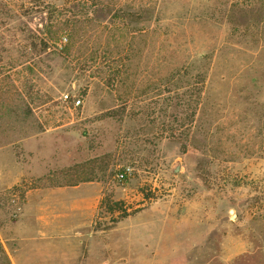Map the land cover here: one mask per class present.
<instances>
[{"label": "rangeland", "instance_id": "1", "mask_svg": "<svg viewBox=\"0 0 264 264\" xmlns=\"http://www.w3.org/2000/svg\"><path fill=\"white\" fill-rule=\"evenodd\" d=\"M45 200L85 259L264 264V0H0V219Z\"/></svg>", "mask_w": 264, "mask_h": 264}, {"label": "crops", "instance_id": "2", "mask_svg": "<svg viewBox=\"0 0 264 264\" xmlns=\"http://www.w3.org/2000/svg\"><path fill=\"white\" fill-rule=\"evenodd\" d=\"M42 203L39 213H30L26 204L17 220L0 219V264H111L106 259L83 258L81 229L86 224L81 216L72 214L81 210V200L63 204L67 210L62 214L55 213L50 201ZM156 222L143 219L141 231L138 227L127 231L129 254L134 253V239L139 237L142 253L148 251L150 228ZM236 249L228 250L237 253Z\"/></svg>", "mask_w": 264, "mask_h": 264}, {"label": "built area", "instance_id": "3", "mask_svg": "<svg viewBox=\"0 0 264 264\" xmlns=\"http://www.w3.org/2000/svg\"><path fill=\"white\" fill-rule=\"evenodd\" d=\"M64 97H65V101H67V100L69 99V95H65ZM80 104H81V100H80V99L76 100L75 105H76V106H79ZM127 176H128V172H127V171H123V172H121V173L118 175V177H119L120 179H125Z\"/></svg>", "mask_w": 264, "mask_h": 264}, {"label": "water", "instance_id": "4", "mask_svg": "<svg viewBox=\"0 0 264 264\" xmlns=\"http://www.w3.org/2000/svg\"><path fill=\"white\" fill-rule=\"evenodd\" d=\"M232 212V214L234 215V216H236V214H235V212L234 211H231Z\"/></svg>", "mask_w": 264, "mask_h": 264}]
</instances>
